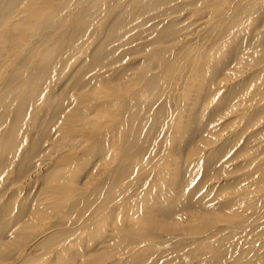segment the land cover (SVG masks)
<instances>
[{
	"label": "rangeland",
	"instance_id": "374dc122",
	"mask_svg": "<svg viewBox=\"0 0 264 264\" xmlns=\"http://www.w3.org/2000/svg\"><path fill=\"white\" fill-rule=\"evenodd\" d=\"M264 264V0H0V264Z\"/></svg>",
	"mask_w": 264,
	"mask_h": 264
},
{
	"label": "bare ground",
	"instance_id": "6f19581e",
	"mask_svg": "<svg viewBox=\"0 0 264 264\" xmlns=\"http://www.w3.org/2000/svg\"><path fill=\"white\" fill-rule=\"evenodd\" d=\"M224 264V263H223Z\"/></svg>",
	"mask_w": 264,
	"mask_h": 264
}]
</instances>
